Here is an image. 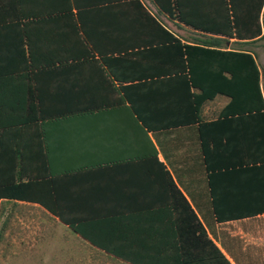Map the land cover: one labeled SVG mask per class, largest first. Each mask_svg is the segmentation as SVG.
Instances as JSON below:
<instances>
[{
  "label": "crops",
  "instance_id": "obj_1",
  "mask_svg": "<svg viewBox=\"0 0 264 264\" xmlns=\"http://www.w3.org/2000/svg\"><path fill=\"white\" fill-rule=\"evenodd\" d=\"M75 3L0 0V7L36 14L71 4L80 34L92 41V55L85 59L33 69L25 65L22 38L0 33V69L16 71L18 79L0 84V103L13 95L39 104L41 97L50 114L27 127L0 131V243L49 248L52 242L41 241L39 234L41 224L52 223L65 235V241L53 244L56 248L87 250L94 263L140 264L146 258L123 261L96 250L167 244L153 239L152 225L171 215L177 189L231 264H264V214L217 219L200 125L193 122L191 95L198 90L191 88L177 50H168L169 36L159 25L183 44L215 42L216 37L170 18L155 0ZM61 23L64 39L76 40L71 22ZM218 41L228 49L249 45ZM82 53L63 48L55 55ZM229 103L221 95L207 102L202 120H219ZM74 106L91 109L61 112ZM219 175L214 184L220 200L260 199L253 192L228 194L225 188L238 180Z\"/></svg>",
  "mask_w": 264,
  "mask_h": 264
},
{
  "label": "trees",
  "instance_id": "obj_2",
  "mask_svg": "<svg viewBox=\"0 0 264 264\" xmlns=\"http://www.w3.org/2000/svg\"><path fill=\"white\" fill-rule=\"evenodd\" d=\"M72 0V5L76 4ZM126 1V0H124ZM160 9L170 18L185 27L212 35L215 42L183 44L161 25L169 36L171 52H176L184 65L192 89L191 95L194 123L200 125V138L209 171L213 204L219 221L241 219L264 214V85L262 72L254 53L246 49L225 48L221 41L236 40V43L253 44L262 39L264 0H155ZM73 8V6H72ZM76 16L68 9L47 13H31L26 9L0 7V33L16 34L22 38V53L25 65L37 69L57 64H66L73 59L81 60L91 56L86 41L80 34ZM74 28L77 39H64L63 23ZM70 27V26H69ZM76 28V29H75ZM213 37V38H214ZM94 47V46H93ZM75 49L85 52L77 56H56L60 50ZM169 48V46H168ZM16 71L0 69V84L15 82ZM27 80V79H25ZM30 81V80H29ZM31 89V88H30ZM225 96L230 103L223 109L220 119L214 122L202 120L204 105ZM7 103H0V131L27 127L39 119L48 117V107L39 99V104L20 101L13 95ZM8 96V98H10ZM30 96V94H29ZM10 100V99H9ZM91 108L64 109L61 112L84 111ZM93 109V108H92ZM244 123L243 128L236 124ZM46 162V152L42 155ZM219 174L242 180L228 185V194L241 195L253 192V200H220L214 179ZM1 179V178H0ZM1 181V180H0ZM248 181V183H246ZM240 191L242 192L241 194ZM169 215L157 225L153 239L167 241V244L149 249L120 250L99 248V256L123 261H137L140 264H231L217 245L209 238L194 210L176 189ZM1 196V194H0ZM235 212L223 215L224 212ZM74 234L81 235L75 228ZM172 230L176 233L171 234ZM82 236V235H81ZM90 243L100 245L98 241ZM160 245V244H157Z\"/></svg>",
  "mask_w": 264,
  "mask_h": 264
},
{
  "label": "rangeland",
  "instance_id": "obj_3",
  "mask_svg": "<svg viewBox=\"0 0 264 264\" xmlns=\"http://www.w3.org/2000/svg\"><path fill=\"white\" fill-rule=\"evenodd\" d=\"M232 48L239 49L240 47L233 45ZM245 49L256 53L258 63L263 72L264 84V37L257 43L248 45ZM39 235L41 241H51V247L29 249L20 248L21 246H19L18 242L13 244L12 247H6V243H0V264H100L92 262V258L88 257L90 252L87 250H65L53 246V244L55 245L58 241L62 242L65 235L60 228L55 227L52 223L46 225L41 224ZM66 239H68V237H66ZM69 240L71 239L69 238ZM70 243L77 245V242L73 240Z\"/></svg>",
  "mask_w": 264,
  "mask_h": 264
}]
</instances>
